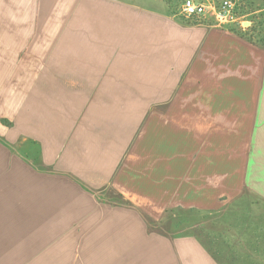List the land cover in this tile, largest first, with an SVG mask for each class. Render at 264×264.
I'll list each match as a JSON object with an SVG mask.
<instances>
[{"label":"crops","instance_id":"obj_1","mask_svg":"<svg viewBox=\"0 0 264 264\" xmlns=\"http://www.w3.org/2000/svg\"><path fill=\"white\" fill-rule=\"evenodd\" d=\"M257 1L242 29L130 0H0V264L56 256L73 225L98 264L105 246L108 264H264L172 234L264 198Z\"/></svg>","mask_w":264,"mask_h":264},{"label":"rangeland","instance_id":"obj_2","mask_svg":"<svg viewBox=\"0 0 264 264\" xmlns=\"http://www.w3.org/2000/svg\"><path fill=\"white\" fill-rule=\"evenodd\" d=\"M136 2L140 5L152 6L154 8L163 10L165 12L174 15L177 19L184 22L193 23L195 20L187 19L183 16L181 11V3L183 0H130ZM259 6L257 0H251L248 4L247 13L245 21L250 22L251 27L254 29L257 23V16L254 10ZM252 12V13H250ZM246 199L241 201H234L233 203H227L226 206L216 210L211 211L212 213H202L198 216V213H193L187 221L185 230L176 229L172 232L176 234H188L195 233L201 240L218 256V258H225L230 251L240 241L244 243L247 237H250L248 233L243 231L244 224L242 221L248 218L253 221H257L262 215V207L260 204L253 202L257 200L256 195L248 194ZM118 201H123L121 198H117ZM252 202V203H251ZM251 204V205H250ZM253 207V208H252ZM141 212L142 209L139 208ZM219 211V212H217ZM249 215V216H248ZM195 224V225H193ZM190 227L188 228V226ZM193 226V227H192ZM78 225H73V230L71 233L62 235L63 239H57V255H44L40 258V264H98L100 263V258L97 255V248H92L91 240L81 239V232L77 231ZM179 231V232H178ZM221 233L219 236H213V233ZM253 233V232H252ZM251 233V234H252ZM225 234V235H224ZM258 234V233H255ZM254 235V234H253ZM242 239H236V237ZM229 241V242H228ZM225 243H227L225 245ZM228 247V248H227ZM238 248V247H236ZM104 264H108V261H112L113 256H108V249L105 246L103 249ZM111 251V249H110ZM238 251V249H237ZM62 254H60V253ZM101 252V251H100ZM228 252V254H227ZM232 252V251H231ZM111 253V252H110ZM99 259V260H98ZM231 259V258H230ZM233 259V258H232ZM103 260V259H102ZM228 262L232 263L230 260Z\"/></svg>","mask_w":264,"mask_h":264},{"label":"built area","instance_id":"obj_3","mask_svg":"<svg viewBox=\"0 0 264 264\" xmlns=\"http://www.w3.org/2000/svg\"><path fill=\"white\" fill-rule=\"evenodd\" d=\"M251 0H183L181 11L185 18L202 22L212 18L214 24L224 25L236 23L242 29L250 28V22L245 21L248 15V4Z\"/></svg>","mask_w":264,"mask_h":264},{"label":"trees","instance_id":"obj_4","mask_svg":"<svg viewBox=\"0 0 264 264\" xmlns=\"http://www.w3.org/2000/svg\"><path fill=\"white\" fill-rule=\"evenodd\" d=\"M248 194H250V192L244 191V192H242V194H240V196L234 198V201L244 200V199H246V196L247 197L249 196ZM256 197H257V200L256 201L253 200V202H256V203L261 205L262 211H263L261 213L262 215L260 216V218L257 221H253V220H250L248 218L247 219L245 218L244 221H242V224H244L243 231L245 233H248L250 236V237H247L246 241H245L249 248L259 247V248L264 250V198L259 197V196H256ZM255 233H258V236ZM240 242H243V241H240ZM247 256L251 260L255 259L256 261L264 263V256L263 255L255 256V257H251L250 255H247Z\"/></svg>","mask_w":264,"mask_h":264}]
</instances>
